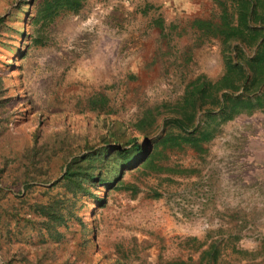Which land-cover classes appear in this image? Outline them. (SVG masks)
<instances>
[{
  "label": "rangeland",
  "instance_id": "obj_1",
  "mask_svg": "<svg viewBox=\"0 0 264 264\" xmlns=\"http://www.w3.org/2000/svg\"><path fill=\"white\" fill-rule=\"evenodd\" d=\"M183 2L87 0L40 29L37 2L0 0V264H264V111L222 124L202 155L170 154L184 175L61 182L111 133L145 147L144 111L220 77L219 41L192 26L217 8L200 0L194 16ZM47 204L61 223L37 211Z\"/></svg>",
  "mask_w": 264,
  "mask_h": 264
},
{
  "label": "trees",
  "instance_id": "obj_2",
  "mask_svg": "<svg viewBox=\"0 0 264 264\" xmlns=\"http://www.w3.org/2000/svg\"><path fill=\"white\" fill-rule=\"evenodd\" d=\"M30 1L37 2L35 20L42 29L63 14H77L87 0ZM213 2L218 13L210 20H195L192 26L207 39L219 41L223 65L220 77L215 81L197 77L186 86L178 102L163 106L165 112H159V108L144 111L133 130L146 138L145 147L136 143V138L121 144L125 134L111 133L107 137L114 143L107 142L109 146L101 151L74 157L61 177L68 192L82 188L83 181L113 188L121 183L128 190L131 186L121 182L122 174L133 169L145 175H184L188 171L171 164L170 154L191 150L202 155L222 124L264 111V0ZM160 117L161 132L155 136ZM112 157L119 169L114 171L115 180H106L102 171ZM37 211L48 222L63 220L54 204L37 205Z\"/></svg>",
  "mask_w": 264,
  "mask_h": 264
},
{
  "label": "crops",
  "instance_id": "obj_3",
  "mask_svg": "<svg viewBox=\"0 0 264 264\" xmlns=\"http://www.w3.org/2000/svg\"><path fill=\"white\" fill-rule=\"evenodd\" d=\"M182 5H184L185 9H187L188 11H192L194 16L200 10V0H184ZM195 19H200V18L195 17Z\"/></svg>",
  "mask_w": 264,
  "mask_h": 264
},
{
  "label": "water",
  "instance_id": "obj_4",
  "mask_svg": "<svg viewBox=\"0 0 264 264\" xmlns=\"http://www.w3.org/2000/svg\"><path fill=\"white\" fill-rule=\"evenodd\" d=\"M145 141H146V139H145Z\"/></svg>",
  "mask_w": 264,
  "mask_h": 264
}]
</instances>
